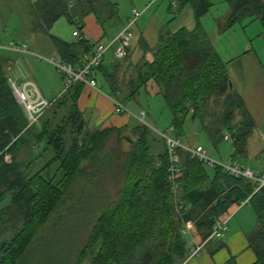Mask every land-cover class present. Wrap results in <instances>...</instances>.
Listing matches in <instances>:
<instances>
[{
    "label": "trees",
    "instance_id": "16d2710c",
    "mask_svg": "<svg viewBox=\"0 0 264 264\" xmlns=\"http://www.w3.org/2000/svg\"><path fill=\"white\" fill-rule=\"evenodd\" d=\"M228 3L230 14L219 31L223 33L251 18L263 25L260 37L264 39L263 0ZM173 6L178 10L190 6L195 28L161 31L154 48L140 39L152 60L143 58L124 93L118 77L121 64L116 59L110 74H104L110 96L125 103L147 85L154 86L172 112L176 137H181L188 116L201 120L205 116L209 133L222 138L225 128L231 133L235 150L244 148L254 123L231 90L226 64L218 58L200 23L212 2L172 0L169 11ZM31 7L32 32L48 36L60 60L72 66L81 63L90 47L85 40L70 43L52 35L50 31L60 18L72 25L80 23L81 31L89 15L104 31L105 24L118 21V7L111 0H36ZM102 67L96 75L103 72ZM82 85H74L53 104L52 117L43 116L38 124L30 126L9 79L0 70V204L9 198L0 210V264H19L45 227L60 221L66 203L78 201V190L98 187L102 189L97 199L100 204L87 224V242L81 243L73 264L89 259V264H179L186 255V240L180 234L181 223L167 181L166 149L158 156L157 165L150 155V131L145 125L134 129L136 138L129 151L109 149L110 135L121 137L122 132L88 127L78 108ZM211 100L215 105L212 115L207 111L213 107L209 106ZM63 107L67 113L59 119ZM234 111L241 116L236 125L232 124ZM36 146L38 153L33 151ZM23 149L36 153V157L19 161L17 155ZM181 158L180 199L187 209L185 219L194 223L197 238L206 239L216 219H224L232 208L249 199L257 219V230L248 237L249 244L258 263L264 264V187L256 191L252 181L236 178L222 168H207L185 151H181ZM207 183L209 187L204 189Z\"/></svg>",
    "mask_w": 264,
    "mask_h": 264
},
{
    "label": "crops",
    "instance_id": "0c3cea01",
    "mask_svg": "<svg viewBox=\"0 0 264 264\" xmlns=\"http://www.w3.org/2000/svg\"><path fill=\"white\" fill-rule=\"evenodd\" d=\"M213 2L212 7L215 5ZM184 8L179 11L184 10ZM208 13L202 18L203 20L208 15ZM229 14L230 11L228 12V16ZM130 17L131 15L129 17H126L124 21L118 20L115 24H112L110 26L109 32H107L106 30H103L102 26L96 21L94 16L89 15L83 21L84 28L81 33L90 41L106 44L121 31ZM61 19L62 18H60L59 20ZM219 26L220 24H218V28ZM161 31L165 32L166 30L160 29L157 34L158 37ZM21 32L13 33L7 26H3L1 28L0 43L6 44L10 41L26 43L28 45L30 53L0 51V70L3 71L6 77L9 79L11 86L13 83H16L17 85H26L29 92H33L35 87L40 95L45 99H61L66 94V92H64L65 82L60 73L56 71L59 74L60 78L58 77L59 84L53 91L49 90L50 85H46L44 79L40 78L38 75L40 72H42V69H45V66H43L42 64L43 61L48 62V64L54 66L55 70H57L54 62H56L60 58L56 49L53 48V50H51V54L57 55V60L54 58L40 60L38 56L44 58L48 57L41 55L36 49H41L42 46H44V40L41 37L48 38V36L33 33L31 27ZM20 35L24 36L23 40L17 39V37ZM158 37L154 45H152L147 40L145 35L140 39L145 40L150 48H154L158 42ZM27 39L29 40L27 41ZM140 39L132 43L130 46L131 48L128 62L134 67L138 63H143V58L148 61L152 60L151 53L144 52L143 46L139 42ZM65 40L67 41V39H64V41ZM77 40L78 39H76V41ZM76 41L67 42L72 43ZM52 60L53 62H51ZM113 62H117L113 54L108 55L103 63V71H105L106 73L109 72ZM226 67L230 78V88L238 96V100H240V102L245 106V109L247 110L254 123L252 132L250 133L245 143V147L236 148L235 150L233 144L229 140H227V138L231 136V133H226L228 130L225 128H222V138L215 135L214 133H209L206 130L208 119H205V116L203 117V120L199 118L193 119L191 116H188L187 118L191 117L192 121L199 123V132L204 133L208 141L209 149L212 153V155H209L213 159L224 164H229L235 161L245 167L252 169L256 173L263 174L264 60L260 58V55L253 47H246L243 53H241L239 56L228 60V63H226ZM96 77L98 86L96 88H91L89 86L82 85L81 93L78 99V108L84 116L88 127L92 130H103L106 128L117 129L121 131L122 135L124 136L128 135V133L134 134L133 131L135 128L141 125H145L150 131V155L156 159V164L158 165L160 163L158 156L165 153V145L160 138V132L152 125L145 122V119L148 117V110L145 108H141L140 110H137L136 113L131 112L132 115H128L125 113H116L114 98L110 96L109 87L106 85L104 73L98 72ZM145 91L150 99L161 97L160 95H157L158 90L154 86L152 87L147 85ZM138 95L133 100H136ZM212 103L213 102L211 100L209 106H212ZM123 104L126 107V102ZM141 112H145L144 117L140 116ZM234 114L235 116L232 124L236 125L241 121V116L239 115L238 111H234ZM133 119L137 122L136 124H132ZM181 134L182 137L184 135V132H182ZM114 135L118 137L117 133H112L109 139H111ZM192 139L194 138L188 140L186 146L194 147L198 144L193 143ZM226 141L230 143V145ZM191 143L194 145H192ZM206 150L208 151L207 148ZM207 187H209V183L203 185L204 189H206ZM222 222H225V229L222 234L220 236H211L210 234L206 239H204L203 241H205L206 243L204 245L202 253L187 264H259L254 251L250 247L248 239V237L257 230V219L251 206L249 204L241 206L240 203V205L231 209L230 214L227 217H225L224 219H216L213 226L220 225ZM185 240L186 249H188V238H185ZM200 240L201 239L197 238L196 236V241L203 242Z\"/></svg>",
    "mask_w": 264,
    "mask_h": 264
},
{
    "label": "rangeland",
    "instance_id": "374dc122",
    "mask_svg": "<svg viewBox=\"0 0 264 264\" xmlns=\"http://www.w3.org/2000/svg\"><path fill=\"white\" fill-rule=\"evenodd\" d=\"M35 1L36 0H0V32L3 26H7L13 33L21 32L31 27V4ZM111 1L117 4V19L121 21H124L126 17L132 15V10L136 9L138 11H142L145 9V7L150 5L151 2V0ZM211 1H214L213 3L215 5L212 7L204 20L202 19V21H200V23L208 39L212 42L218 58L226 64L231 58H235L243 53L246 47H253L260 55V58L264 60V39L260 37L263 31V25L259 21H252L251 18H246L235 24L229 31L221 33L219 31L218 24L223 25L227 21L228 12L230 11L229 3L228 0ZM170 5H172V0H159L149 6L133 29L134 38L132 43L139 40L141 37H144L145 35L147 40L152 45H154V43H156L158 37L157 34L160 29L175 32L180 28H187L188 30L195 28L196 20L189 6L184 8L182 11H179L175 6H173L172 10L169 11L168 8ZM110 26V23L105 24V30L107 32H109ZM75 29L76 27L70 24L66 18H62L54 25L50 33L54 36L60 37L63 40L67 39V41H76L77 38L73 37L72 34ZM41 38L44 40V46H42L41 49L36 50L41 55L48 57L46 59L54 58L57 60L58 56L51 54V50H53L54 47L49 37ZM17 39L23 40L24 36L20 35L17 37ZM29 39H27V41ZM119 61L120 62L118 63L121 64V68L118 73V77L121 82V86L123 87L122 91L125 93L129 80H131L136 75V68L138 67L139 63L134 67L128 61L125 62L126 59ZM42 64L45 66V69H42V72H40L38 75L40 78L44 79L46 85H50L49 90L53 91L59 84L60 76L56 72L57 70H55L54 66L48 64L46 61H43ZM103 73L106 74L105 71H103ZM108 73L110 74V71ZM214 106L208 110V114L212 115L214 113ZM126 107L130 112L133 113H136V111L140 110L141 108L147 109L148 117L145 119V122L152 125L160 133L167 132L171 126V110L167 107L166 103L161 97L150 99V97H148L146 94L145 89L140 91V94L136 100H130L126 102ZM64 108L65 107L59 111V119L61 116L67 113ZM44 117H52V112L50 109L47 111ZM136 123L137 122L133 119L132 124ZM198 128V122L192 121L191 117L187 118L183 128L184 135L180 138V140L184 145H186L188 140L194 138L192 139L193 143H198L194 147L198 145L204 146L205 149H208L209 154L212 155L204 133L199 132ZM226 133L229 132L227 131ZM135 138L136 136L131 133H128V135L124 136L122 135L121 137H116L114 135L111 139H108L107 147L109 149L126 153L131 149V142L134 141ZM228 144L230 145V143ZM35 151L36 153L39 151L37 146L34 147V152ZM36 153H34V156L32 155L33 153L23 149L17 155V159L19 161H29L36 157ZM51 155L52 154H49L48 156ZM7 158L10 159L11 156L8 155ZM43 164L44 161L42 163L39 162L34 170L39 169ZM84 166H87V164ZM78 192V201L66 203V207L61 209L60 221L54 223L55 226H53L52 221L50 226H48V224V227H45L43 232L40 234V238L35 241V243L25 253L22 259L19 261V264L74 263V260L77 257L78 248L80 245H82L81 243L85 244L87 242V236L85 235V233L88 232L87 224L92 218L94 212H96L99 207L100 203L97 199L101 195L102 189L99 187L98 189H81L80 191L78 190ZM8 203L9 198L7 197L6 200L0 204V210ZM89 262L90 259L83 264H89Z\"/></svg>",
    "mask_w": 264,
    "mask_h": 264
},
{
    "label": "built area",
    "instance_id": "2783aa9c",
    "mask_svg": "<svg viewBox=\"0 0 264 264\" xmlns=\"http://www.w3.org/2000/svg\"><path fill=\"white\" fill-rule=\"evenodd\" d=\"M157 1L159 0H151L150 5L142 11H138L136 9L132 10V15L128 19L126 25L111 41L106 44L88 40L81 33V24L78 23L77 25H74L76 29L73 32V37H76L79 40L87 41L90 50L83 56L82 61L78 66L65 64L60 59L54 62L57 71L63 77L65 82L64 92H67L71 87L77 84H83L91 88H96L98 86L96 72L103 65L105 58L110 54H113L114 58L117 60L125 58L127 55V49L130 48L134 38V27L146 12L147 8ZM0 51L30 53L26 43L16 41H10L6 44L0 43ZM38 57L40 60H47L44 57ZM51 62H53V60ZM12 89L19 104L24 108L27 114L30 126L38 124L41 118L57 101L45 99L40 95L35 87L33 92H29L26 85H17L16 83H13ZM114 104L116 113L132 115V113L121 101L114 99ZM140 116L144 117L145 112H141ZM174 132V128L170 126L167 132L160 133V136L166 149L168 159L167 181L169 183L170 193L174 200L176 218L181 223L180 234L184 238H188V249L186 251L185 258L179 264H187L202 253L206 242L196 241L195 226L192 222L185 219L187 209L184 207V204L180 199L182 190L181 176L183 171L181 151L189 153L191 158L202 163L207 168H222L225 173H228L236 178L252 181L256 184V191H259L264 187V173H256L252 169L235 161L229 164L221 163L213 159L209 155L208 151L201 145L196 147L184 145L180 138L175 136ZM227 140L233 143L231 136H229ZM6 159L8 160L9 158L6 157ZM8 161H10V159ZM247 204H249V199L241 202V206ZM224 229L225 222H222L220 225L213 226L211 236H220Z\"/></svg>",
    "mask_w": 264,
    "mask_h": 264
}]
</instances>
